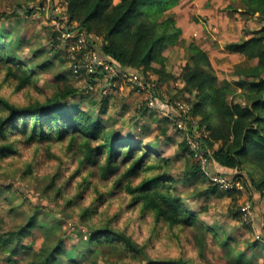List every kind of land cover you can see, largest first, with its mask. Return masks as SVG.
Here are the masks:
<instances>
[{
	"label": "rangeland",
	"instance_id": "1",
	"mask_svg": "<svg viewBox=\"0 0 264 264\" xmlns=\"http://www.w3.org/2000/svg\"><path fill=\"white\" fill-rule=\"evenodd\" d=\"M118 1L114 0L115 3ZM66 9L64 0H0V32L6 33L7 40L18 47L19 55L25 60L36 54V63L46 60L51 62L45 69L34 67L38 84L33 90L16 91L15 83L9 82L4 73L1 74L0 93L16 103H27L33 94H37V97L52 95L58 88V77L64 76L80 89L89 87L84 91H89V96L81 102V107L94 116L99 115L102 102L94 104L90 98L100 101L102 95L109 96L108 111L101 116L103 120L110 129L121 130L123 133L132 131L145 141L159 143L156 151L171 160L167 171L175 177L178 194L186 207L196 213L197 224L171 227L157 222L152 212L133 203L131 194L120 191L117 182L123 169L111 175L108 180H99L97 167L85 162L78 144L71 148L69 140L31 146L20 142L16 153L0 157V235L9 237L11 232L20 230L34 214L36 204L45 206L35 214L33 228L26 230L20 241L17 236L14 238L17 246L14 252L11 244L6 251L0 248V264H40L36 253L46 245L49 234L66 237L67 252L61 264H69L71 255L82 259L79 264L145 263L133 258L130 253L114 251L108 245L87 243L91 230L81 218L82 207L79 205H91L97 197L96 192L86 188L85 177L88 178L89 174L88 180L97 183L100 191L107 194V199L97 207L96 222L102 224L114 218L111 220L116 228L126 231L142 244L147 241L152 257L184 256L196 264H234L235 255L243 252L251 264H264V195L254 193L246 186L249 177L245 170L232 172L234 175L241 173L239 177L244 183L243 190L236 191L235 195L208 192L211 181L206 171L202 170L196 154L181 150L180 143L184 134L176 128L172 116L146 106L139 108L140 102L146 100L148 95L138 99L134 97L137 94L130 93L128 96L129 90H126L127 94L104 91L101 88L103 80L94 82L90 87L89 77L75 79L74 59L68 52L67 42L60 40L59 34L54 35L63 23L70 22L67 15H64ZM170 13L175 15L176 26L181 28V32L179 41L169 45L164 52L167 69L176 77L160 87L165 100L172 101L174 97L191 106L185 99L191 95L181 91L185 84L180 73L189 59L188 45L194 41L208 52L218 76V85L229 82V100L246 103L248 89L239 86L237 81L245 76L241 69L255 66L257 59L232 52L226 45L242 41L260 28L263 22L258 15L244 12L241 0H176L164 17ZM81 33L93 37L85 31ZM56 53L58 57L54 56ZM101 90L104 94H101ZM190 119L194 124L197 123L198 135L193 145L201 148V135L207 136L208 132L205 128L200 129V117L193 118L190 115ZM163 127H167L169 134L174 136L172 140L161 134ZM195 164L201 168L205 179L201 174L199 177H189L188 172ZM27 165L32 166L29 168L30 173H26ZM81 166L82 170L64 187L65 190H58L62 181L58 180L54 184L53 175L61 171L64 179H67ZM141 179H135V183ZM80 190L85 197L77 199V206H68L70 194ZM252 202H258L256 208L252 205L255 222L260 219L258 226L243 219V206ZM237 211L238 215L235 214ZM89 247L93 248L94 254L84 257L79 251Z\"/></svg>",
	"mask_w": 264,
	"mask_h": 264
},
{
	"label": "trees",
	"instance_id": "2",
	"mask_svg": "<svg viewBox=\"0 0 264 264\" xmlns=\"http://www.w3.org/2000/svg\"><path fill=\"white\" fill-rule=\"evenodd\" d=\"M241 1L244 12L258 15L263 22L250 37L226 45L232 52L244 54L249 59H257L255 66L241 69L242 75L245 76L237 81L239 86L248 89L246 103L229 100V82L218 85V76L208 52L194 41L188 45L189 59L180 73V78L185 84L181 91L191 95L184 97L191 104L189 115L193 118L200 117V129L205 128L208 132L207 136L201 135L200 139L206 154L219 168L230 172H222L223 174L230 175L235 170H245L249 177L246 186L254 193L264 195V0ZM64 2L67 7L64 15H67L70 22L63 23L54 35H60L65 30L79 29L93 35L92 40L101 48L102 54L121 66L145 73L154 90L176 78L168 71L164 55L169 45L179 41L181 32V28L176 26L174 14L170 13L164 17L176 0ZM35 56L36 54H33L29 60H25L19 55L18 47H14L7 40L6 33L0 32V75L4 73L9 82L15 83L16 91L37 88V72L34 67L45 69L51 65L49 60L36 63ZM54 56L58 57L59 54ZM96 74L102 75L99 71ZM96 76L89 78L90 87L95 84ZM57 81L58 88L52 95L37 97V94H33L34 96H30V100L27 99V103L23 104L16 103L0 93V157L16 153L20 142L31 146L69 140V147L73 148L78 144L85 162L97 167L96 175L99 180H108L111 175L123 169L117 182L120 191L131 194L133 203L140 204L143 210L152 212L157 222L171 227H190L197 224L196 213L186 207L178 194L175 177L167 171L171 160L156 151L159 143L145 141L132 131L123 133L121 130L110 129L101 117L108 111L109 96L102 95V101L90 98L94 104L102 102L99 115L94 116L92 112L81 107V102L89 96V91L84 92L89 87L80 89L64 76L58 77ZM101 91V94H104L105 90ZM157 98L159 108L165 107L171 115L173 111L169 106L163 105L166 100L160 91H157ZM174 100L176 98L173 97L172 101ZM176 128L184 134L180 143L181 150L193 154V149L186 139L192 133V126L189 124L188 129ZM161 134L167 136L168 140L174 138L169 134L167 127L161 129ZM31 167L27 165L26 173H30ZM81 170L82 166L67 179H64L61 171L56 172L53 175L54 184L58 180L62 181L58 190L66 188ZM201 172V168L195 164L188 175L199 177L201 174L205 179ZM89 177H85L86 188L96 192L97 197L91 205H79L82 207L81 218L91 230L88 244L108 245L114 251L130 253L133 258L145 262L144 264H196L184 256L152 257L147 241L142 244L126 231L116 228L111 220L114 218L98 224L96 210L99 203L107 199V194L100 191L97 183L88 180ZM140 177L142 179L135 183V179ZM208 192L226 193L229 196L236 193L233 190H221L211 183ZM79 197H85L81 190L70 194L68 206H77ZM44 206L36 204L34 214L20 230L11 232L9 237L0 235V248L3 251H6L10 244L14 246L12 252L16 250L14 238L17 236L20 241L25 231L33 228L34 216ZM235 214L238 215V211ZM65 241V235L49 234L46 245L36 253L39 263L61 264L62 257L67 252ZM79 252L84 257L94 254L92 247ZM235 256L234 264H251L243 252ZM81 260L71 255L68 263L79 264Z\"/></svg>",
	"mask_w": 264,
	"mask_h": 264
},
{
	"label": "built area",
	"instance_id": "3",
	"mask_svg": "<svg viewBox=\"0 0 264 264\" xmlns=\"http://www.w3.org/2000/svg\"><path fill=\"white\" fill-rule=\"evenodd\" d=\"M59 39L67 42L68 52L74 59L72 61L73 76L75 79L81 80L83 77L90 78L92 75L96 76V73L99 71L102 74V78L96 76L94 80L96 83L98 80H103V85L101 86L103 90L114 93L118 92L119 94H124L126 90L137 95L147 94V99L140 102L139 108L146 106L155 110L159 109L168 114L165 107L163 109L159 108V99L157 98L156 90L153 89L150 79L149 77L147 78L145 73L121 66L104 53L102 54L98 44H95L92 38L87 37L80 30L62 31ZM163 105L166 107L169 106L172 109L171 116L175 120L176 127L179 129H188L189 124L192 126V133H189L190 135L187 136V142L191 145L193 152L200 161L202 170L206 171L211 183L225 191L243 190L244 183L241 177L237 174L227 175L217 171L214 167V162L206 154L202 146L201 148L194 147L193 143L196 141L198 135L196 134L197 123L194 124V121L190 119V105L182 100H166ZM252 205V203H247L242 208L243 219L251 223L255 221Z\"/></svg>",
	"mask_w": 264,
	"mask_h": 264
},
{
	"label": "crops",
	"instance_id": "4",
	"mask_svg": "<svg viewBox=\"0 0 264 264\" xmlns=\"http://www.w3.org/2000/svg\"><path fill=\"white\" fill-rule=\"evenodd\" d=\"M165 50H166V49H165ZM164 52H165V51H164ZM157 91H158V93H159L160 89H158V90L156 89V93H157ZM126 92H127V91H126ZM126 92H125L124 94H127V93H128V96H129V94L131 93L130 91H128L127 93H126ZM160 94H161V93H160ZM125 96H127V95H125ZM145 96H147V94L138 95V96H134V97H136V98L139 99V98H144ZM160 109H162V108H160ZM159 111H160V110H159ZM165 114H166V113H165ZM214 167H215V169H216L217 171H219V172H221V173H222V172H224V173H230L229 171H224V170H222L221 167H220V168H221V169H220L219 166H217L215 163H214ZM230 175H231V174H230ZM232 175H233V173H232ZM252 203H253V206L256 208V205L258 204V202H252ZM259 221H260V219H258L257 222L254 221V224H255V225L257 224V226H258ZM262 223H263V222H261V225H262Z\"/></svg>",
	"mask_w": 264,
	"mask_h": 264
}]
</instances>
